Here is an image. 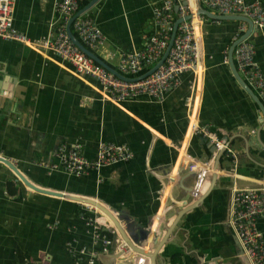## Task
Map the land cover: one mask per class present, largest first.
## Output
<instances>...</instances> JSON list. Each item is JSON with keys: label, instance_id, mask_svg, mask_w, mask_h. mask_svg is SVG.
Segmentation results:
<instances>
[{"label": "crops", "instance_id": "crops-1", "mask_svg": "<svg viewBox=\"0 0 264 264\" xmlns=\"http://www.w3.org/2000/svg\"><path fill=\"white\" fill-rule=\"evenodd\" d=\"M186 2L188 14L197 11V0ZM256 2L264 9V0H247ZM58 3L14 0V29L32 41L54 40L61 23ZM162 6L163 0H98L86 13L106 45L93 53L115 67L109 52L142 50L155 33V12ZM191 20L202 36L198 64L180 75L161 102L147 96L104 100L97 82L75 77L51 52L0 40V157L37 188L95 200L123 226L149 230L145 252L183 211L157 253V264H249L229 224L231 195L236 187L253 184L264 198V127L259 108L228 65L229 48L248 25L204 16ZM248 41L264 74V30L253 28ZM205 132L231 148L235 163L223 155L214 171ZM101 142L127 145L132 159L80 177L41 164L55 162L60 145L78 148L94 161ZM88 207L34 191L0 163V264H77L67 250L72 240L76 248L95 253L96 264H138L140 257L125 247V257L112 259L121 250L119 237L111 236L114 227L106 216ZM87 219L111 238L107 253L103 236L95 239L87 230ZM256 228L264 246V218Z\"/></svg>", "mask_w": 264, "mask_h": 264}, {"label": "built area", "instance_id": "built-area-1", "mask_svg": "<svg viewBox=\"0 0 264 264\" xmlns=\"http://www.w3.org/2000/svg\"><path fill=\"white\" fill-rule=\"evenodd\" d=\"M85 1L59 0L57 13L61 23L57 27L55 39L32 41L13 27L14 0H0V40L21 43L36 51L51 52L71 66L75 77L90 78L97 82L101 98L113 103H122L138 96H147L161 102L164 94L179 84L181 74L195 70L202 51V36L195 30L192 20H188L178 26L173 46L164 63L155 72L144 79L135 81H125L115 77L82 53L67 36L68 20L79 11L80 4ZM199 2L221 16L246 17L251 20L255 29L264 30V9L257 2L252 4H248L247 0H199ZM174 5L179 7L178 18L184 19L189 15L188 7L181 5V0H163V6L156 10L154 16L155 33L147 39L142 50L119 55L113 52L108 53L110 60L116 59L115 69L121 75L127 78L140 77L160 60L173 31ZM244 26L241 27V35L246 32ZM71 30L79 41L92 52L106 45L104 34L87 13L73 21ZM233 60L239 75L264 105V74L255 60L254 46L248 39L235 47ZM205 137L217 148L216 150L224 149V156L235 163V155L225 142L218 141L208 132H205ZM132 157L130 148L125 144L101 142L94 161H89L78 148L60 145L55 152L56 161L51 164H41L47 170L61 169L69 175L80 177L91 171L99 172L112 164L129 162ZM189 166L192 170L193 166L190 164ZM231 207L229 224L240 243L243 255L249 264H264L262 236L256 228L257 221L264 218L262 194L258 189L235 188L232 190ZM85 225L95 239L103 236L102 252L107 253L112 240L107 234H102L101 225L91 219H87ZM74 243H76L74 240L67 243V250L69 255L75 258L77 264H96L95 253L87 252L84 248L78 249ZM118 246L120 249L123 247L121 243Z\"/></svg>", "mask_w": 264, "mask_h": 264}, {"label": "water", "instance_id": "water-1", "mask_svg": "<svg viewBox=\"0 0 264 264\" xmlns=\"http://www.w3.org/2000/svg\"><path fill=\"white\" fill-rule=\"evenodd\" d=\"M98 0H92L91 2H89L85 7H83L82 9H80L74 16H72L66 25V33L67 36L69 37V39L71 40V42L82 52L84 53L86 56H88L89 58H91L93 61H95L97 64H99L100 66H102L103 68H105L108 72H110L111 74H113L115 77L121 79V80H125V81H135V80H141L144 79L146 77H148L149 75H151L153 72H155L165 61V59L167 58L169 51L171 50L172 46H173V42L174 39L176 37L177 34V29L178 26L183 23V21H188L191 20L194 17H199V16H204L207 17L209 19L212 20H218V21H238V22H243L246 23L248 25V30L241 35L237 40H235L228 51V65H229V69L230 72L233 76V78L235 79V81L237 82V84L239 85V87L252 99V101L257 105V107L259 108L260 112H261V116H262V124L264 127V105L263 103L260 101V99L257 97V95L253 92V90L247 85V83L243 80V78L239 75V73L237 72L234 60H233V53L235 50V47L242 42L243 40H247L253 30V24L251 22V20H249L246 17H242V16H234V15H230V16H221V15H217V14H213L205 9H203L200 5L199 0H197V11L190 13L189 15H187L184 19L179 18L175 21L174 25H173V31L170 35V39L168 42V46L165 50V52L163 53L162 57L160 58V60L152 67L150 68L148 71H146L144 74H142L140 77L137 78H127L124 77L123 75H121L115 68H113L112 66H110L109 64H107L105 61H103L101 58H99L95 53H93L92 51H90L89 49H87L80 41L79 39L72 33L71 30V25L73 23V21L78 18L79 16L83 15L84 13H86L87 11H89L96 3ZM184 6H187V2L186 0L183 2ZM178 5L174 6V12L177 14L178 12ZM206 139V138H204ZM207 140V139H206ZM208 141V140H207ZM209 142V141H208ZM178 147H180L178 145ZM217 148L214 145H210V151L209 153H212L214 156V171H218L220 169L221 166V158L224 155V149L221 150H216ZM0 162L4 165H6L8 168H10L11 170H13V172L15 173V175L22 181V183L29 187L30 189L39 192V193H43V194H48V195H53V196H57V197H61L64 198L66 200H71L77 203H81L87 206H91L95 209H97L98 211H100L104 216H106V218L112 223L114 229L117 231L119 240L121 242V244L123 245V247L121 248L120 251H118L117 254H114L112 259L113 260H117V259H121V257H125L126 255V250L128 249L130 252H132L133 254L138 255V257H140V260L138 262V264H143V260L145 261V259L149 260V264H157V253L160 249V247L162 245H164L167 240L171 237V234L173 232V229L176 227L177 221L179 220V217L183 214V211L179 212L177 214V218L174 220V222L170 225V226H166L164 229L165 230V235L163 236V238H161V240L159 241H155L156 236H154L153 238V246L154 248L152 249V251H147L145 252L142 248V246L144 248H146L145 246L148 245V236H149V230L147 229H134L133 226H131V224H127L125 226H123L118 219L113 215V213L107 209L106 207H104L102 204H100L99 202L89 199V198H83V197H78V196H71V195H67V194H60V193H55V192H50V191H46L40 188H37L35 186H33L32 184H30L24 177L22 174H20L18 172V170L7 160H5L4 158H0ZM215 177L216 174H213L211 176V182H210V188L209 190H211V188L214 185L215 182ZM238 188V187H236ZM239 189H258V186L255 185H250V186H242L239 187ZM208 192V191H207ZM207 193H205L203 195V198L206 196ZM202 199H200L197 203H195L192 206H189L188 209L195 207V205H200V201ZM187 209V210H188ZM185 212V210H184ZM161 227L163 228V226L161 225ZM150 245V244H149ZM125 247V249H124ZM145 258V259H144Z\"/></svg>", "mask_w": 264, "mask_h": 264}, {"label": "trees", "instance_id": "trees-1", "mask_svg": "<svg viewBox=\"0 0 264 264\" xmlns=\"http://www.w3.org/2000/svg\"><path fill=\"white\" fill-rule=\"evenodd\" d=\"M90 1H91V0H86L85 3L82 2L83 4H82V3L80 4V6H79V10L82 9V8H83L86 4H88V2H90ZM173 18H174L175 21L178 19V18H177V15L174 14V13H173ZM109 65H110V64H109ZM110 66H112V65H110ZM112 67H113V68H116V66H115V67L112 66ZM111 236H113V235H111ZM109 248H110V247H108V249H109Z\"/></svg>", "mask_w": 264, "mask_h": 264}, {"label": "flooded vegetation", "instance_id": "flooded-vegetation-1", "mask_svg": "<svg viewBox=\"0 0 264 264\" xmlns=\"http://www.w3.org/2000/svg\"><path fill=\"white\" fill-rule=\"evenodd\" d=\"M114 235H118L116 230L114 231V234H113V236H114Z\"/></svg>", "mask_w": 264, "mask_h": 264}, {"label": "bare ground", "instance_id": "bare-ground-1", "mask_svg": "<svg viewBox=\"0 0 264 264\" xmlns=\"http://www.w3.org/2000/svg\"><path fill=\"white\" fill-rule=\"evenodd\" d=\"M190 1H192L191 3H193V0H190Z\"/></svg>", "mask_w": 264, "mask_h": 264}]
</instances>
